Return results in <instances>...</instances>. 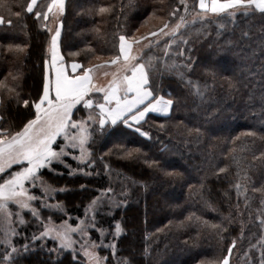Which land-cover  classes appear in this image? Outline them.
I'll return each instance as SVG.
<instances>
[{
    "label": "trees",
    "instance_id": "1",
    "mask_svg": "<svg viewBox=\"0 0 264 264\" xmlns=\"http://www.w3.org/2000/svg\"><path fill=\"white\" fill-rule=\"evenodd\" d=\"M28 2L0 0L5 19L0 24V80L16 88L11 93L0 91V129L9 136L34 116V109L23 107L22 101L42 93L51 40L43 19L26 12ZM48 3L38 0L34 11H46ZM102 7L108 11L100 13ZM181 10L180 0H65L59 21L61 55L66 64L74 61L93 71L110 68L111 73L115 66L107 62L119 51L120 35L129 41L148 39L165 22L170 26L176 22L170 13L180 16ZM154 20L160 21L154 26ZM10 45H20L23 51H9ZM142 55L145 60L153 57L148 71L157 94L174 101L169 115L149 114L139 125L150 139L123 124L103 133L96 126L91 166L74 175L60 166H54V173L43 170L44 179L57 190L49 203H60L65 215L39 208L41 217L74 223L94 198L111 187L114 199L123 203L96 216L98 227L109 235L104 243L114 240L116 245L115 255L111 248L99 249L107 264H218L233 240L230 264H260L264 15L221 16L188 25L171 47L165 49L164 43ZM173 64L184 73L183 79L167 70L166 65ZM189 64L191 70L185 67ZM189 79L199 84L203 96L194 94L186 83ZM101 96L93 94V99ZM79 111L74 109V119ZM132 149L140 151L125 157ZM221 168L226 171L219 172ZM236 183L242 186L239 192ZM116 221L123 231L114 239ZM35 230L32 220L21 232L27 236ZM90 236L99 242L97 231ZM29 245L15 264H83L70 252H47L38 242Z\"/></svg>",
    "mask_w": 264,
    "mask_h": 264
},
{
    "label": "snow or ice",
    "instance_id": "2",
    "mask_svg": "<svg viewBox=\"0 0 264 264\" xmlns=\"http://www.w3.org/2000/svg\"><path fill=\"white\" fill-rule=\"evenodd\" d=\"M180 2L185 5L184 10L187 12L186 0H180ZM36 5L37 0H29L26 12L33 13L37 19L43 18L47 21L50 13L63 14L65 0H50V3L46 5L47 11L43 12L34 11ZM2 6L3 4H0V7ZM193 10L195 18L191 22L181 15L171 26L169 22H165L157 32H151L149 35L156 37L159 33V35L169 37L165 43V49H167L181 33V29L197 20L203 21L210 17L221 16L235 18L238 14L249 16L259 13L264 15V0H198ZM106 11L108 9L103 7L99 9L100 13ZM15 15L19 16L20 13L16 12ZM175 15V11L170 13V16ZM4 23L5 19L3 15H0V24ZM11 23L10 19L7 20L8 25ZM49 31L52 30L49 29ZM60 35V27H57L51 35L48 47L51 60L50 62L45 61L42 93L35 100L23 99L22 101L23 107L34 109L33 118L28 119L19 131L10 136L6 129H0V234L3 237L0 239V247L3 249L0 251V264H15L20 250L13 240L18 233L12 226V217L15 216L16 223L24 224L22 213L25 210L34 218L40 219L43 228L38 236L33 234L32 242L50 238L54 243L58 242L59 249H71L73 252L76 251L75 246L79 244L86 264H106L107 257H100L95 249L111 248L115 255L116 245L114 240L109 244H104L106 232L105 229L98 227L96 215L98 209L105 203L109 207H119L123 201H116L114 190L109 187L90 202L86 211V219L80 220L79 223H70L68 219L57 223L52 220L51 216L42 219L40 211L35 206L37 203L47 209L59 210L62 207L60 203L46 202L53 198L57 190L44 179L43 170L54 171L56 164L71 168L65 161L71 152L66 149H78L80 155L73 158L81 164L91 166L88 164V159L92 154L90 145L96 131L94 125L103 133L105 128L114 129L118 124H123L126 128L150 139L149 133L143 131L139 125L146 121L149 113L169 114L174 104L172 99L157 94L158 88L154 87L148 71L153 67V57L149 56L145 60L143 55L135 53L133 46L140 43L139 40L131 39L129 42V37L119 36V51L107 62L115 66V70L111 73H104L105 76H111L106 85H98L94 82L95 78L92 74L94 68H84L73 61L70 63L71 71H69V65L65 63L60 53ZM141 39H146V37ZM181 42L186 43L187 41ZM158 43L157 41V45ZM151 44L152 42L149 41V46ZM8 50L23 51V48L20 45H10ZM164 55H168L167 51ZM166 67L168 71L176 72L181 79L184 78V73L179 72L176 65H166ZM185 67L191 70L190 64ZM78 69L81 70L79 74ZM15 79L16 77H13V80ZM186 83L192 87L195 95L203 96L198 83L194 84L190 79ZM15 90L14 85L10 86L6 80H0V91L11 93ZM101 93L102 96L94 101L93 94ZM77 105H82L85 110H88L86 118H73L74 109L79 111ZM59 139H62L63 143H60ZM139 151V149H132L126 151L124 156L130 158ZM80 171H83V168ZM225 171V168L219 169L221 173ZM241 187L240 183L235 184L238 192ZM37 190H39V195L36 194ZM252 190L260 191L256 188ZM244 191L247 192L246 187ZM245 201L247 204V196H245ZM261 205H264V200H261ZM10 206H15L17 211L13 212ZM258 212L260 215L257 219L261 227H264V208L258 209ZM113 229L111 234L115 239L123 231L119 221L114 223ZM91 231L99 232V243L91 239ZM77 236L79 239L74 238ZM235 244L236 241L233 240L227 250L228 255H225L218 264H230L229 257ZM257 245L260 249V264H264V235L257 240ZM257 245H251V247ZM29 248L30 245L25 244L23 251L27 252ZM56 250L50 249V251Z\"/></svg>",
    "mask_w": 264,
    "mask_h": 264
},
{
    "label": "rangeland",
    "instance_id": "3",
    "mask_svg": "<svg viewBox=\"0 0 264 264\" xmlns=\"http://www.w3.org/2000/svg\"><path fill=\"white\" fill-rule=\"evenodd\" d=\"M188 1L189 0H186V2H187V7H188V11L187 12H185V10H184V8H185V5H183L182 4V10L180 11L181 12V14L183 15V16H185V18L189 21V22H191L194 18H195V11L193 10V8H194V3L191 5L190 3H188ZM180 4H181V2H180ZM47 11V10H46ZM54 12H55V10H54ZM61 16H62V14H59V13H56L55 15H53V13H50L49 14V20H47V21H45V20H43V22L45 23L44 24V27H45V25H47V27H45L47 30H48V32H49V34H50V36L54 33V30L57 28V27H59V25H60V20H61ZM181 16V15H180ZM179 18V16L176 14L175 16H170V19L172 20V21H177V19ZM212 18H214V17H210V18H208V19H206V20H203V21H207V20H210V19H212ZM43 19V18H42ZM160 21V20H159ZM158 20H154V21H151V25H152V23H153V25L155 26L156 25V23L157 22H159ZM203 21H200V20H197L195 23H189L188 25L189 26H191V25H195V24H197V23H201V22H203ZM175 23V22H174ZM173 23V24H174ZM151 25L148 27V28H143V29H140L139 30V32L135 35V36H133V38H135V37H137L139 34L141 35L142 33H144V32H147L149 29H150V27H151ZM188 27V26H187ZM187 27L186 28H183V29H181V32H187ZM49 29H51L52 31H49ZM165 31H167V29H165ZM150 38H148V39H146V40H142V39H140L139 41H140V43H138V44H135L133 47H134V50H135V53L137 54V55H142L143 54V52H146V50H151V49H154L156 46H158V45H162V44H164V43H166L168 40H169V37H167V36H162V35H159V33H158V35L156 36V37H151V35L149 36ZM149 41H151L152 42V44H151V46H149ZM157 41L159 42L158 43V45H157ZM129 42H131V41H129ZM61 53V52H60ZM48 61L50 62V60H51V55H50V53L48 52ZM69 65V71H71V69H70V64H68ZM108 71H111V69L109 68L108 69ZM107 71V72H108ZM113 71H114V67H113ZM106 71H105V69H102V68H97V70H95V71H93V76H94V78H95V83L96 84H98V85H106L107 84V82H108V80L109 79H111V76L109 75V76H105L104 75V73H105ZM101 95H102V93H101ZM97 100V99H96ZM94 101H95V99H94ZM78 107H81V110L82 111H79L77 114V117H76V119H83V118H86L87 117V115H88V110H85L84 108H83V106L82 105H77V108ZM98 111V110H97ZM82 112H84L85 113V116L84 117H82ZM93 127H96L95 125L93 126ZM142 136V135H141ZM144 137V136H143ZM59 142L60 143H63V140L62 139H59ZM66 151H70L71 152V155H69V156H67L66 158H65V161H66V164L67 165H70L71 166V168H68V167H65V165H63V164H56V165H54V166H60L61 167V169L62 170H66V172L67 173H71L70 175H74V174H78V173H80L81 171H80V169L82 168V167H84V166H86V164H81L77 159H74L73 157L75 156V157H78L79 155H80V153H79V150L78 149H66ZM93 161V157H92V154H91V156L89 157V159H88V164H90L91 162ZM13 168H16V166H13ZM47 170V169H46ZM47 171H49V170H47ZM52 173H54V171H51ZM36 194L37 195H39L40 193H39V190H37L36 191ZM55 194V193H54ZM47 203H49V200L48 201H46ZM51 204H56V203H52L51 202ZM38 209L39 208H43L44 210H46V211H48V212H51V213H56L57 214V216H59V217H62V215H65L64 213H65V211H64V209H63V207H61V209H59V210H57V209H47V208H44V207H41L40 206V204L39 203H37L36 205H35ZM62 206V205H61ZM11 207V209H12V211L13 212H15V211H17V209H16V207L15 206H10ZM106 207H109L108 206V204L107 203H105L103 206H101L99 209H98V214H100V212H105V208ZM113 209V207H110V210H112ZM88 210V206H87V208L84 210V212H83V217L82 218H80V219H78V220H76L74 223H79V221L80 220H85L86 219V211ZM89 215H91V213H88ZM97 214V215H98ZM22 215H23V218H24V220H25V223L24 224H18V223H16L15 221H16V218H15V216H13L12 217V220H13V227H15L16 228V230H17V233H18V235L17 236H15V237H13V240H14V243H15V246L20 250V252H19V255L18 256H20L22 253H24V251H23V246L25 245V244H30V243H32V236H33V234H36L37 236L39 235V233L43 230V228H42V225H41V220L40 219H37V218H34L29 212H27V210H25L23 213H22ZM96 215V216H97ZM26 216H27V218H26ZM42 218V217H41ZM43 219V218H42ZM32 220H34L35 221V225H36V230L35 231H33V232H30L29 233V235H27V236H23V234H22V232H21V230H23L28 224H29V222L30 221H32ZM53 220V219H52ZM69 220V222L70 223H72L70 220L71 219H68ZM53 221H55V220H53ZM55 222H57V221H55ZM57 223H59V222H57ZM106 232V236H105V239L107 238V237H109V235H108V232L107 231H105ZM98 234H99V232H97ZM100 235V234H99ZM3 237H2V234H0V239H2ZM74 238H76V239H79V237L77 236V237H74ZM105 239H104V242H105ZM35 242H38V245L40 246V247H42V245H43V249L44 250H46L47 252L49 251V249H57L56 251H52V252H57L58 250H61L62 252H70V253H72L74 256H76V257H78L79 259H80V261L83 263V264H86V259H85V257H84V255H83V252L80 250V247H79V244H77L76 246H75V248H76V251L75 252H73V250H71V249H67V250H62V249H59L58 248V242H53L50 238H46V239H44V240H36ZM99 243V242H98ZM104 244H106V243H104ZM100 248H104V247H100ZM100 248H97V249H95V251L99 254V249ZM0 251H3V249H2V247H0ZM100 257H103V256H101V255H99ZM107 264V263H106Z\"/></svg>",
    "mask_w": 264,
    "mask_h": 264
},
{
    "label": "crops",
    "instance_id": "4",
    "mask_svg": "<svg viewBox=\"0 0 264 264\" xmlns=\"http://www.w3.org/2000/svg\"><path fill=\"white\" fill-rule=\"evenodd\" d=\"M38 1V0H37ZM170 113V112H169ZM149 114H152V115H157V116H168L169 114H167V115H164V114H160V113H149ZM148 114V115H149Z\"/></svg>",
    "mask_w": 264,
    "mask_h": 264
}]
</instances>
